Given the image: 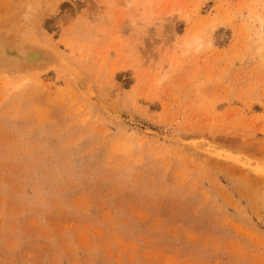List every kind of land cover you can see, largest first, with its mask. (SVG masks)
<instances>
[{"label": "rangeland", "instance_id": "374dc122", "mask_svg": "<svg viewBox=\"0 0 264 264\" xmlns=\"http://www.w3.org/2000/svg\"><path fill=\"white\" fill-rule=\"evenodd\" d=\"M0 23L67 65L0 68V264H264V0H0Z\"/></svg>", "mask_w": 264, "mask_h": 264}, {"label": "bare ground", "instance_id": "6f19581e", "mask_svg": "<svg viewBox=\"0 0 264 264\" xmlns=\"http://www.w3.org/2000/svg\"><path fill=\"white\" fill-rule=\"evenodd\" d=\"M26 11L27 13L25 14L26 16H31L30 13L33 12V10L31 8H27ZM35 10V9H34ZM30 12V13H29ZM36 12H37V9H36ZM21 13V12H20ZM25 13V12H24ZM24 16V15H23ZM38 17V16H37ZM36 17V18H37ZM23 18V17H22ZM20 17V19H22ZM26 18V17H25ZM28 19H30L28 17ZM27 22V19L25 20ZM32 22V20H29ZM3 22V21H2ZM6 22L7 24V21H4V23ZM14 23V21H13ZM2 23H0V26H1ZM24 24V22H23ZM22 24V25H23ZM5 26V24H3ZM12 25V27H11ZM17 25V24H16ZM2 27L3 29L0 28V68H3L2 70L4 71H9L11 70V73L13 72V70L15 69V71L17 70H24V69H27L30 67V65H33V68H40V67H49V65H52L56 62H59L60 63V66H61V70L63 69V65L66 64V62L63 61L62 57L56 52V51H52V49L46 45H43V44H36L35 40L31 39L30 36H32V34L30 35L29 31L28 33H26V31H24L25 35L23 33H19V32H22V29L19 30L18 28H16L17 32L15 31V29H13L14 27H17V26H13V24H10L6 29L5 27ZM11 27V28H10ZM10 28V30H9ZM22 28V27H21ZM13 29V30H12ZM19 31V32H18ZM16 36V37H15ZM35 42V43H34ZM39 45V46H38ZM41 46V47H40ZM47 47L46 49H44L45 47ZM50 46V45H49ZM54 50V49H53ZM43 63V64H42ZM58 63V64H59ZM30 64V65H29ZM55 66L57 64H54ZM53 65V66H54ZM54 66V67H55ZM60 66H58V68L60 69ZM67 66V65H65ZM32 67V66H31ZM50 68V67H49ZM65 68V67H64ZM67 68V67H66ZM17 69V70H16ZM36 69V71H38ZM41 69V68H40ZM44 68H42L40 70V72L38 74H36L37 76L38 75H41V72L43 73ZM53 69V68H52ZM50 69V70H52ZM57 69V67H55V70ZM58 69V70H59ZM74 69V68H73ZM1 70V71H2ZM49 70V69H48ZM49 70V71H50ZM54 70V71H55ZM64 70L66 69H63L62 70V73L64 72ZM2 72L3 74H5V72ZM19 71H17L16 73H18ZM33 71H35L33 69ZM31 71V74L29 75H32V72ZM35 71V72H36ZM45 71H46V68H45ZM48 71V72H49ZM33 72V73H35ZM47 72V71H46ZM15 73V74H16ZM21 73V72H19ZM18 73L19 76H22ZM23 73V72H22ZM21 73V74H22ZM66 73V72H65ZM64 73V74H65ZM70 73V72H69ZM7 75V74H5ZM5 75H2V76H5ZM25 75V74H24ZM27 75V74H26ZM35 75V74H33ZM35 75V76H36ZM9 76V75H8ZM12 76V75H11ZM14 76V75H13ZM34 76V77H35ZM42 76V75H41ZM18 77V76H17ZM30 77V76H29ZM32 77V76H31ZM39 77V76H38ZM71 77V76H70ZM7 78V77H6ZM9 78V77H8ZM12 78V77H11ZM74 81V80H73ZM85 83V82H84ZM77 87V86H76ZM81 93V91H80ZM94 99V98H93ZM93 101V100H92ZM94 102V101H93ZM96 104V103H95Z\"/></svg>", "mask_w": 264, "mask_h": 264}]
</instances>
